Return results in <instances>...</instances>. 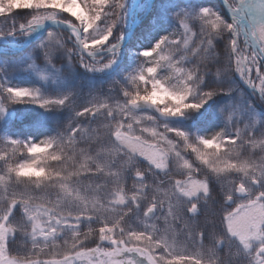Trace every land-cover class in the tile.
Segmentation results:
<instances>
[{"label": "trees", "instance_id": "16d2710c", "mask_svg": "<svg viewBox=\"0 0 264 264\" xmlns=\"http://www.w3.org/2000/svg\"><path fill=\"white\" fill-rule=\"evenodd\" d=\"M135 1L123 0V18ZM173 1L152 0L145 5L139 13L141 24L133 38L124 47L121 57L115 58V63L108 68L104 65L113 57L105 62L90 61L80 53L75 39L67 31L57 29L46 32L26 53H0V104L2 110L12 116L7 121L0 111V212L10 197L23 195L29 208L44 209L58 218L83 220L82 233L88 227L98 228L103 221L106 227L115 229L117 240L147 249L158 264H253L251 257L229 237L226 220L246 204L240 201L260 190V185H251L248 195H239V200L229 205L224 202V197L232 196L236 183L246 182L247 176L264 171V96L258 94V81L254 94L238 76L233 80L207 76L195 96L190 97V102H197L203 92L211 89L219 87L225 91L213 96L199 111H188L179 116L184 118L183 123L160 121L152 113H135L130 106H127V113L123 110L128 100L124 93L137 90L133 78L152 66V58L144 57L142 53L153 49L166 37L178 36L183 31L181 18L193 31L203 26L199 18L202 8L216 11L232 21L219 0H202L198 11L192 15L186 14L180 5L172 7ZM119 2L109 6L96 30L85 35L82 29V41L99 39L107 33L112 26L113 14H121ZM7 3L13 6L9 0ZM35 15L51 14L25 11L0 19V36H12L13 40L23 43L24 33L18 30L19 25ZM57 17L67 25L79 27L78 22L65 13H57ZM129 27L132 26L127 22L117 23L108 41L109 47L117 42V37L123 39ZM26 54L32 55L36 67L58 71L67 85L55 86L30 74L22 61ZM183 54L182 46L173 51L174 62ZM194 63L195 57H189V60H181L178 67L191 70ZM215 67L213 65L212 69ZM158 78L167 80L169 87L175 89L185 86L183 78L167 66L161 68ZM9 88L28 89L38 94L41 101L64 100L65 103L41 107L40 103L30 100L14 102L7 93ZM228 106L234 111H224ZM208 107H211L210 116L199 124L197 118ZM218 108L222 111L218 134L232 137L238 130L243 137L241 144L229 146L217 154L214 148L206 150L200 146L199 140L207 138L209 121ZM238 110L248 115L238 119ZM256 116L260 119L257 125L254 124ZM182 124L186 129L179 127ZM170 129L183 131L189 138L188 143L196 144L200 153L207 152V157L189 149ZM123 134L162 151L168 158L167 170L157 171L122 150L116 136L122 138ZM11 140L28 145L49 140L55 143L41 153L40 163L36 164L26 149L13 151L9 147ZM28 163L34 167L26 171H46L48 178L17 177L13 169ZM244 166L250 168L247 175L239 171ZM189 179L207 183L209 196L193 202L179 199L176 186ZM115 195L124 197L127 205L114 207L112 199ZM150 211H154L151 217ZM197 211L199 214L193 215ZM25 220L21 206L17 205L9 222L24 226ZM30 233L31 229L25 224L22 232L9 239L7 252L18 264H44L69 254L65 241L72 239V233L58 236L60 246L50 241L36 242L35 247ZM129 233L137 235L130 237ZM201 233L205 237L203 242ZM262 234L264 236V227ZM97 236V232L91 233L87 240L89 246L95 243ZM148 236L152 239L148 240ZM220 244L224 247L220 248Z\"/></svg>", "mask_w": 264, "mask_h": 264}, {"label": "snow or ice", "instance_id": "6c2138e0", "mask_svg": "<svg viewBox=\"0 0 264 264\" xmlns=\"http://www.w3.org/2000/svg\"><path fill=\"white\" fill-rule=\"evenodd\" d=\"M116 3L117 0H23L22 4L9 6L7 0H0V8L4 9L0 13V19L12 17L15 13L25 11L35 13L62 12L78 22L79 28L83 29V32L87 35L89 32L96 30L97 25L104 18L106 10L110 5ZM225 4L229 7L232 17L231 22L216 11L202 8L199 18L203 22V26L198 31H193L188 22L181 18L183 31L178 36L166 37L157 43L153 49L142 53L144 57L152 58V66L147 67L144 72L133 78L134 83L137 85L135 93H124L128 97L127 104L123 105V110L126 113L127 106L135 108L140 104L155 108L164 117H179L188 111H199L213 96L225 91V89L219 87L211 89L203 92L197 102H190V97L195 96L196 90L199 89L204 79L209 75L221 80H233L238 76L253 90L254 94L257 92L258 81V94L264 96V0H225ZM118 7L121 9V14L119 16L113 14L112 26L109 27L105 35L99 39L83 41L82 47L89 55L93 53L94 49L105 45L112 38L116 24L123 21V0H120ZM48 19H54V17L51 15H35L28 22L21 23L18 30L22 33L30 32ZM241 37H243L242 43ZM120 39L122 37H117V42L111 45L113 59L104 67H111L115 63L116 49ZM181 46L184 49V54L181 59L174 62L172 53L180 50ZM189 57H195V63L191 70H186L184 66L178 67L181 60H189ZM213 65L216 66L214 70L212 69ZM165 66L170 68L174 74H178L183 78L185 86L182 89L169 87L167 80L158 78V73ZM254 76L256 79H253ZM7 93L14 102L30 100L40 103L41 107L50 104L63 105L65 103L64 100L41 101L38 94L24 88H9ZM109 107L111 106L109 105ZM83 111L79 114H82ZM136 122L139 123L140 121L137 120ZM152 131L153 134H156L155 130ZM170 131L178 138L183 139L189 149L207 157V152L200 153V149L195 146L196 144L188 143L189 138L183 131L174 129H170ZM250 136L254 137L251 134ZM242 137L243 134L237 130L232 137H225L221 133L212 138H202L199 140V145L206 150L214 148L218 154L227 150L229 146L241 144ZM54 143L49 140L44 143L28 145L11 140L9 147L13 151L21 148L26 149L34 158L35 163L39 164L41 153L46 152ZM249 143L252 144L253 141L250 139ZM205 163H207L206 159ZM29 166L34 167L31 163L21 164L13 171L17 177L35 175L48 178L49 174L46 171L38 172L39 175L26 171ZM239 171L247 175L250 168L244 166ZM253 184L260 185V190L253 191L248 195ZM239 195H248L246 200L240 202L254 201L258 205L264 206V171H261L259 175L247 176L246 182L236 183L232 196L224 197V202L229 205L239 200ZM17 205L21 206L26 216L24 226L26 224L31 229L30 234L34 247L40 239H44L46 242L51 241L53 244L60 246L58 235L63 236V229L69 228L72 232V239L65 241L70 249L69 254L63 258L47 260L44 264H138L134 260L120 258L128 252L144 256L149 260V264H158L147 249L129 245L126 240H117L115 229L111 226L106 227L103 221L96 229L86 228L85 233L87 235L80 231L79 221L73 225L67 220L56 219L55 224H53L51 214H48L45 225L37 226L35 217L30 215L27 198L23 195L10 197L5 209L0 212V225L3 226L0 229V252L5 254L3 260H0V264H18V261L7 252L9 239L14 237L17 232H22L24 228V226L13 225L9 222V218ZM232 207H229V209ZM198 214V211L193 213V215ZM93 231L97 232L98 236L95 243L89 246L87 240ZM40 233L44 234L40 235ZM105 233H112V235H105ZM136 235L135 233H129L130 237ZM82 236H84L83 239H81ZM229 236L231 237L232 234L229 233ZM204 238V234L201 233L202 242ZM232 238L235 239V237ZM140 239L143 240L144 237L141 236ZM147 239L151 240L152 237L148 236ZM219 247L223 248L224 245L220 244ZM244 247L247 250L246 254L254 255L253 264H264V236L257 239L258 252L255 251L251 242H245ZM97 256L104 258L96 259ZM168 264H171V262H168Z\"/></svg>", "mask_w": 264, "mask_h": 264}, {"label": "rangeland", "instance_id": "374dc122", "mask_svg": "<svg viewBox=\"0 0 264 264\" xmlns=\"http://www.w3.org/2000/svg\"><path fill=\"white\" fill-rule=\"evenodd\" d=\"M9 1L11 2L12 5L22 4V2H23V0H9ZM151 1L152 0H141L140 3L137 4V0H136L132 9L129 10L128 12H126L125 17L123 18V22L129 23V25L131 24L132 27H129L130 30L125 35L124 38L129 37L131 35V32L133 30L134 25H136L138 27L141 24V19L139 18V13L141 10H143L145 5L148 3H151ZM201 1L202 0H174L173 3L171 4V6L176 7V5H180L186 14L192 15L198 11L199 4ZM1 12H2V9L0 8V13ZM49 13L51 14V16L54 17V19H50V20H48V22L49 21H58L59 23H63L57 17V13H62V12H56V13L49 12ZM230 18L232 19V17H230ZM43 25H45V23L40 24L38 27H41ZM38 27L33 28L30 32L24 33V35L21 37V39L24 40L23 43H18L17 40H13L12 37H10L8 39L0 37V51L1 52H7L11 49L12 50L18 49L21 44H24L30 40L32 34L34 33V31ZM137 27H136V29H137ZM79 29L82 31L81 28H79ZM50 30H48L47 32H49ZM132 38H133V36L131 38H129V41H131ZM129 41H127L126 44ZM75 44H76V40H75ZM126 44H125V46H126ZM110 48L111 47H109V43L107 42L102 47L94 49L93 52H102L105 50H109ZM26 51H24L23 53H26ZM122 51L123 50L117 51V53L115 54V58L121 57ZM23 53H21V54H23ZM112 57H113V55L111 57L106 58V59L108 60ZM106 59H104V60L98 59L96 61L97 62L98 61L99 62H105ZM22 61L25 62L26 68L29 71V73L36 76L37 78L41 79L42 81L50 82V83H53L55 86H60V87L67 85V83H66L67 81L60 78V74L58 71H55L51 68H43L42 69V68L36 67L33 63L32 55L26 54L23 57ZM231 108H232V106H228L227 108L224 109V111L226 109L234 111ZM0 111L2 112L4 118L7 121L11 120L12 116L9 114H6L2 110L1 104H0ZM224 111H223V113H224ZM251 112L252 111H250V113ZM220 114L222 116V111L220 108H218L216 110L215 114L210 119L209 124H208L207 138H212L213 136L218 135V133L220 132V127H219V124H220L219 116H220ZM236 115H237L238 119H242L243 117H246V115H248V114H246L243 111L240 112L238 110V113H236ZM250 117L254 118L253 114H251ZM259 122H260V119L256 116L254 124L257 125ZM179 127L186 129V127L183 124ZM122 138H123V140L118 143L119 147L122 150L126 151L127 153H129L132 156H136L139 159L145 161L147 164H149L152 168H154L157 171L165 172L167 170L168 158L157 147L143 144L140 141L133 139L129 135H126V134H123ZM176 195L179 199L185 200L187 202H193L197 199L207 198L209 196V186L207 183L202 182V181H198L197 179L185 180V181H182V182L177 184ZM240 196H243V195H240ZM112 204L114 205V207H116V206L125 207L127 205V200L124 197H122L121 195H115L112 199ZM29 210H30V215L35 217V221H36L37 226L45 225L47 223V220H48V214H51L44 209L36 208V207L35 208H29ZM51 217H52V223L53 224H55L56 219H60L61 221L67 220L70 222V224H73V225L77 221H79L80 226L84 222L83 220H80V219L58 218V217L53 216L52 214H51ZM263 227H264V206H260L254 201L246 203L244 206H241L240 208H238V210L236 212H233L228 217V219L226 220V229H227L228 235H229V233L232 234V236L231 237L229 236V237L234 242H236L238 245H240L241 250L245 254L247 251L244 247L245 242H251L255 251L256 252L259 251V248L256 247V243H257V239L260 236H263V234H262ZM2 228H3V226L0 225V229H2ZM66 233L70 234L72 232L69 230V228H64L63 234H66ZM43 234L44 233H40V235H43ZM232 237H235V239H233ZM37 242H46V241L44 239H40ZM47 242H50V241H47ZM4 255L5 254L3 252H0V260H3ZM247 255H249L251 257V259L254 260L255 257L253 254H247ZM103 258L104 257H100V259H103ZM120 258L125 259V260L131 259V260L138 262V264H149V260L144 258V256L138 255V254H135L132 252L125 253L124 256H122Z\"/></svg>", "mask_w": 264, "mask_h": 264}, {"label": "water", "instance_id": "95a60500", "mask_svg": "<svg viewBox=\"0 0 264 264\" xmlns=\"http://www.w3.org/2000/svg\"><path fill=\"white\" fill-rule=\"evenodd\" d=\"M141 0H137V4L140 3ZM219 2L221 3V5L226 9L228 15L231 17L230 11H229V7L225 4V0H219ZM136 25H134L133 30L131 32V35L129 37L124 38L119 44H118V48L119 46L123 43V47L125 46L126 42L129 41V38H131L134 34V31L136 29ZM50 29H57V30H62V31H67L68 33H70L76 40L77 43V47L80 51V53L85 56L87 59H89L90 61H94L97 59L100 60H104L108 57H111L113 55L112 49L110 48L109 50H105L102 52H93L91 55H89V53L87 51H85L82 47V32L79 28L71 26V25H67L65 23H59L58 21H49L47 22L45 25L38 27L34 33L32 34L30 40L24 45V47L18 51L19 53H23L24 51H26L27 49L30 48V46L35 43L42 35H44L48 30ZM74 33L76 35H74ZM122 47V49H123ZM117 53V50H116ZM131 110L135 113L138 112H146V113H152L154 114L160 121H164V122H173V123H183L184 122V118L183 117H164L161 116L160 113L153 107H150L148 105L145 104H140L139 106L132 108L130 106ZM211 113V107H208L203 113H201V115L197 118V122L199 124L204 123L205 121H207L208 117L210 116ZM116 139L121 142L122 138L120 137V135L116 136ZM154 211H150L149 216L151 217L153 215Z\"/></svg>", "mask_w": 264, "mask_h": 264}, {"label": "bare ground", "instance_id": "6f19581e", "mask_svg": "<svg viewBox=\"0 0 264 264\" xmlns=\"http://www.w3.org/2000/svg\"><path fill=\"white\" fill-rule=\"evenodd\" d=\"M74 35H76V34L74 33ZM122 45H123V43H122V44L119 46V48H117L116 50H117V51L122 50V47H123ZM10 51H11V50H10Z\"/></svg>", "mask_w": 264, "mask_h": 264}, {"label": "clouds", "instance_id": "9594fccd", "mask_svg": "<svg viewBox=\"0 0 264 264\" xmlns=\"http://www.w3.org/2000/svg\"><path fill=\"white\" fill-rule=\"evenodd\" d=\"M29 169H31V167L29 166ZM37 175H39V173H36Z\"/></svg>", "mask_w": 264, "mask_h": 264}]
</instances>
